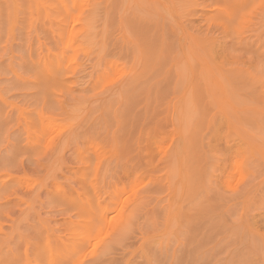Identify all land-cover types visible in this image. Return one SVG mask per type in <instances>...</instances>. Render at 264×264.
<instances>
[{
	"label": "rangeland",
	"instance_id": "obj_1",
	"mask_svg": "<svg viewBox=\"0 0 264 264\" xmlns=\"http://www.w3.org/2000/svg\"><path fill=\"white\" fill-rule=\"evenodd\" d=\"M0 264H264V0H0Z\"/></svg>",
	"mask_w": 264,
	"mask_h": 264
}]
</instances>
